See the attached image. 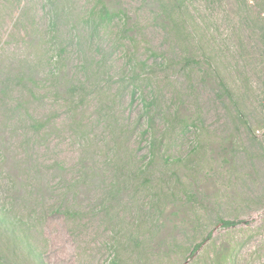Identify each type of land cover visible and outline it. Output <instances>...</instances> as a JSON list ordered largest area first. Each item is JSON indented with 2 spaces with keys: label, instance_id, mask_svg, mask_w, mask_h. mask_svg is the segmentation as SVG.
<instances>
[{
  "label": "rangeland",
  "instance_id": "obj_1",
  "mask_svg": "<svg viewBox=\"0 0 264 264\" xmlns=\"http://www.w3.org/2000/svg\"><path fill=\"white\" fill-rule=\"evenodd\" d=\"M101 1L0 0L2 257L264 264V0Z\"/></svg>",
  "mask_w": 264,
  "mask_h": 264
},
{
  "label": "trees",
  "instance_id": "obj_2",
  "mask_svg": "<svg viewBox=\"0 0 264 264\" xmlns=\"http://www.w3.org/2000/svg\"><path fill=\"white\" fill-rule=\"evenodd\" d=\"M167 3H168V8H167L168 12H164L167 16L165 18V20L170 25H174L173 16L180 13V12H178L179 5H177L175 2H173V0H167ZM93 11H95L93 13L96 16V18H95V24H94V27H92V30L93 31L96 30L97 32H98V29H105V28L101 27V24L107 25V23L112 21L113 19L118 20V19L125 18L124 13H121L120 8H116V10H114L113 8L109 9V7L106 5V3L104 1L102 2L101 0H97V3L95 5V7L93 8ZM120 29L122 30V32H125L123 34V37H127L128 40L133 41V39L129 35V31H128L127 27H125L123 29L120 28ZM143 63L145 64V62H143ZM16 79H17V81L23 80V78L19 75L17 76ZM219 89L222 90L224 93H225V91H227V88H226L225 84H223V82H219ZM148 105H149V103H148ZM31 125L33 127L37 126V128H40V127H43L44 124H43V122H41L39 120L33 119ZM263 156H264V149H263ZM144 168H145V170L142 172H145L149 168V165H146ZM173 173L175 174V171H173L172 174ZM181 191H183V190H181ZM187 192H188V190H187ZM37 194H39L38 197H40V198L44 195V193L40 192V191H38ZM184 195H188V194L184 193ZM158 198L162 203L164 196H159ZM156 203H158V200H156ZM6 216H7V214H5L4 212H0V234H6V235L11 236L12 242L15 243L14 242L15 239L17 240V237H18L17 231L20 229L21 226L17 220L7 219ZM221 223H223L222 225L229 226V225H233L234 221H222ZM157 231H158V227L156 229V233H157ZM24 241H25V239H24ZM199 245H200V243L197 244L196 246H194V248L190 252V254L195 253V251L198 249ZM0 264H9L8 260H6L5 258L2 257L1 249H0Z\"/></svg>",
  "mask_w": 264,
  "mask_h": 264
}]
</instances>
